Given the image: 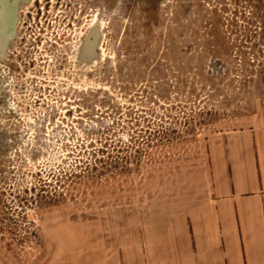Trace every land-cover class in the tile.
I'll list each match as a JSON object with an SVG mask.
<instances>
[{"label": "rangeland", "instance_id": "obj_1", "mask_svg": "<svg viewBox=\"0 0 264 264\" xmlns=\"http://www.w3.org/2000/svg\"><path fill=\"white\" fill-rule=\"evenodd\" d=\"M47 1L0 60V264L136 233L264 94V0Z\"/></svg>", "mask_w": 264, "mask_h": 264}, {"label": "crops", "instance_id": "obj_2", "mask_svg": "<svg viewBox=\"0 0 264 264\" xmlns=\"http://www.w3.org/2000/svg\"><path fill=\"white\" fill-rule=\"evenodd\" d=\"M240 122L208 137L202 184L156 202L145 217L140 210L136 233L49 252L42 263L264 264V94Z\"/></svg>", "mask_w": 264, "mask_h": 264}, {"label": "water", "instance_id": "obj_3", "mask_svg": "<svg viewBox=\"0 0 264 264\" xmlns=\"http://www.w3.org/2000/svg\"><path fill=\"white\" fill-rule=\"evenodd\" d=\"M18 3L19 0H0V60L4 59L6 50L15 35ZM91 33L93 34L94 42H96L99 36L97 28H92ZM84 45L85 40L79 44L76 58L80 62L90 63L98 56L97 47L95 43L90 47V56L87 58L83 56Z\"/></svg>", "mask_w": 264, "mask_h": 264}, {"label": "flooded vegetation", "instance_id": "obj_4", "mask_svg": "<svg viewBox=\"0 0 264 264\" xmlns=\"http://www.w3.org/2000/svg\"><path fill=\"white\" fill-rule=\"evenodd\" d=\"M32 1L33 0H19V3H18V6H17V10H16V13H17V15H18V20H19V17H20V6H21V4H23V3H32ZM49 1V0H48ZM47 1V2H48ZM147 0H145V2H146ZM36 2L37 3H41V0H36ZM34 7H36L35 6V4L33 5ZM39 8H40V6H38ZM81 11L79 10V12H78V14L80 13ZM30 13V15L31 16H33V10L32 11H30L29 12ZM41 14H44V12L43 11H41L40 12ZM35 14H37V12L35 11ZM18 20H17V23H18ZM16 27H17V25H16ZM94 27H96V26H93L92 28H94ZM92 28H89L88 30H87V32H86V34H85V38L83 37L82 38V40H81V42L80 43H82V41L83 40H85L86 41V39L88 38V40L91 38V46H93V44L95 43L96 44V47H98V39H97V41L96 42H94V38H93V34L91 33V30H92ZM97 28V27H96ZM80 62V61H79ZM91 62H93V61H91ZM1 91V90H0ZM5 93V92H4ZM4 93H1L0 92V97H1V99L3 100V98H4ZM2 110H4V107H0V113H1V111Z\"/></svg>", "mask_w": 264, "mask_h": 264}]
</instances>
